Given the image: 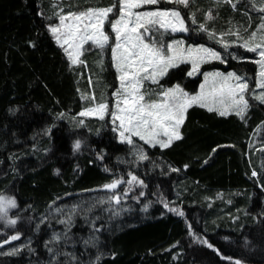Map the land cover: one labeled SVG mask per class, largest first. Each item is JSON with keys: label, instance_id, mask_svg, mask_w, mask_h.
I'll use <instances>...</instances> for the list:
<instances>
[{"label": "trees", "instance_id": "trees-1", "mask_svg": "<svg viewBox=\"0 0 264 264\" xmlns=\"http://www.w3.org/2000/svg\"><path fill=\"white\" fill-rule=\"evenodd\" d=\"M112 3L0 0V193L17 202L9 211L17 223L0 221V241L20 236L0 247V264H70L71 256L77 264H234L235 259L264 264V151L253 146L259 129L258 140L264 141V103L248 93L243 120L192 106L180 128L182 139L170 147L136 140L148 157L136 165L131 148L117 142L107 120L78 117L91 105L82 95L94 92L99 101L115 87L110 50L102 58L92 48L81 55L82 64L72 66L49 26L59 22L55 13L61 9L67 13ZM232 3L235 8L216 0H190L188 7L159 4L163 9L177 7L188 29L169 39L205 45L223 58L203 65L194 78L187 75L189 65L181 64L169 70L160 86L179 84L194 93L201 74L209 70L235 72L250 89L255 86L253 53L226 33L239 28L247 36L261 20L244 0ZM209 11L213 18L206 20ZM218 40L230 46L224 48ZM232 51L239 58H232ZM77 140L79 150L74 149ZM129 173L143 185L133 183L128 191L125 204L135 213L120 220L118 231L103 219L92 225L78 217L56 245L49 244L52 232L61 229L46 220L50 209L99 191L114 179L127 181ZM128 188L123 183L116 190L124 193ZM147 203L151 206L142 214ZM10 247L19 250L1 253Z\"/></svg>", "mask_w": 264, "mask_h": 264}, {"label": "snow or ice", "instance_id": "snow-or-ice-1", "mask_svg": "<svg viewBox=\"0 0 264 264\" xmlns=\"http://www.w3.org/2000/svg\"><path fill=\"white\" fill-rule=\"evenodd\" d=\"M167 3L188 7L190 0H166ZM229 3L235 8L232 0H216V3ZM161 0H113L106 7H89L82 11L63 12L61 9L55 15L58 23L49 26V31L57 44L64 49L71 64L83 63L80 56L85 50V45L91 44L101 50L110 47L113 67L117 73L118 86L112 93V105L102 95L97 101L95 93L84 94L81 98L88 101L91 106L83 109L79 116H96L105 119L111 117L114 126L122 142L133 144V138H139L145 144L161 149L168 148L176 140L182 139L180 128L182 127L187 110L193 105L206 108L209 112H217L220 116L235 114L242 120L249 108L247 94L251 92L252 98L264 103V0H251L255 10L260 12L261 22L256 29L247 36L241 34L237 28L229 29L226 35L236 37L241 41L240 47L246 51L256 53L258 59L252 61L258 65V73L255 82L257 94L250 89L247 80L235 72L226 75L219 71L204 72V82L200 84V91L189 94L179 84L164 88L160 86V80L166 76L170 69L179 67L182 63H190L191 70L188 76L200 73V66L211 60L223 62L221 54L204 46L185 47L183 40H174L165 44L162 37L167 32H186L188 29L185 19L177 7L170 9L154 8L144 10L145 6H155ZM57 7H59L57 5ZM212 13L205 14V19H212ZM191 19L195 23V13ZM110 28L111 35L105 30ZM201 30L207 31L205 24L200 25ZM247 32V29H244ZM155 33H160L157 37ZM214 36L215 33H210ZM225 34H221L223 37ZM218 43L222 41L218 40ZM235 43V41H233ZM222 46H230L223 42ZM88 83L93 85L89 78ZM145 83L159 86V90L145 88ZM118 122V123H117ZM81 125L84 120H80ZM81 143L77 140L74 149L79 150ZM264 151V148L259 149ZM215 151V150H214ZM140 160L148 157L138 150ZM107 170V169H106ZM176 171V169H173ZM127 181L122 178L112 180L103 187L113 193L111 199L117 204L121 196L115 190L123 183L129 186L123 193L126 197L133 183L143 185V181L132 173L128 174ZM252 176H257L253 171ZM143 195V193H141ZM17 207L14 198L0 193V221L8 225H15L16 219L9 218L10 209ZM165 207H168L165 203ZM183 216L179 209H169ZM63 222V221H62ZM20 239L19 235H12L0 241V247ZM209 248L213 245L206 240L201 241ZM219 252V250L214 249ZM18 251L14 249L7 255H14ZM234 264H242L240 259H235Z\"/></svg>", "mask_w": 264, "mask_h": 264}, {"label": "rangeland", "instance_id": "rangeland-1", "mask_svg": "<svg viewBox=\"0 0 264 264\" xmlns=\"http://www.w3.org/2000/svg\"><path fill=\"white\" fill-rule=\"evenodd\" d=\"M244 1L248 4V7L250 9H253L254 12L259 13V17H261V13L253 8L251 0H244ZM161 2H166V0H161ZM257 5H259V0H257ZM154 8L163 9L158 4V5H155V6H145V8H143L141 10L142 11H144V10H153ZM105 30L108 31L109 34L111 35L110 28H108L107 25H106ZM182 34H186V32L172 33V32L169 31V32H167V33H165L163 35L162 40H163V42L165 44H167V43H169L171 41H174V40H183L184 44H185V47H189V46H191V47H199V46L207 47V46L202 45V44L186 43L185 39H183V38L169 39L170 36L182 35ZM155 35L157 37H160V33H155ZM87 46H90V47H87ZM84 47H85V50L83 52L89 51L92 48H97V47L92 46L91 44H87ZM107 48H109V50H110V47H106L103 50L97 48L99 50L100 55H101L102 58H103V56H105V50ZM207 48H209V47H207ZM240 48L244 49L243 47H240ZM109 52H110V59H111V50ZM253 56H254V60L259 58L256 53H253ZM231 57L237 59V58H239V55H237V53L235 51H232L231 52ZM80 60H81V56H80ZM213 61H215V60H211L210 62H213ZM111 63H112V67H113L112 59H111ZM207 63H209V62H207ZM182 64H188L189 65V71L191 70V64L190 63H182ZM205 64L206 63H203L200 66V69ZM71 65L72 66H78L79 63H77L75 65H73V64H71ZM256 67H257V73H258V65H256ZM113 69H114L115 75H116L115 87L112 90V92L109 94V96H106V98H105L107 100V102L109 103L110 108H111V105H112V93L116 89V87L118 86L117 73H116V70H115L114 67H113ZM213 71H219V72L224 73L225 75L228 73V72H223V71H220V70H209V71H205V72H213ZM229 72H232V71H229ZM197 75L198 74H195V75L191 76V78H194ZM256 78H257V74H256ZM203 82H204V77L201 74V83H203ZM255 82H256V79H255ZM200 84H199V86H200ZM173 86H175V85H173ZM173 86H171V87H173ZM199 86H198L197 90L194 93H189V92L188 93L192 94V95L197 94L200 91V87ZM145 88H148L150 90H155V91L159 90V87H156L155 84H150V83H145ZM252 90H254L257 94L259 93V91H261L260 89H256V86H254L252 88ZM250 96L252 97L251 92H250ZM256 101L260 102L259 100H256ZM193 106H197V105H193ZM204 109H206V108H204ZM78 117L79 118H95V119H99L96 116L81 117V116H79V114H78ZM99 120H101V119H99ZM103 120H107V122L110 125L112 131L116 135L117 142L118 143H125L131 148L130 156L133 159H134V156H135V160L133 161L134 165H136V163H138V162H141L142 160L139 159L137 153H138V150H140V151H142V150L136 143V140H139V138L134 137L133 138V140H134L133 144H128L127 142H122L120 137H119L118 132L113 130L114 126H113V124L111 122V117L106 115L105 119H103ZM259 133H260V129L257 130V132L253 136V146L261 149V148H264V141L258 140ZM141 142H143V141H141ZM115 192H116V194L121 196L120 203H118V204L114 200L111 199V197L113 195V193L111 191L106 190L104 188H101V189H99V191H93L91 193L84 194V195L75 197L73 199L64 201V202H62L59 205H55L52 209H50V211H49V213H48V215L46 217V220L49 223H53V224L61 227V229L55 230L54 232H52L51 240H50L49 244L51 246L56 245L60 241L63 232H65L67 229H69L74 224L75 219L78 218V217L83 219L85 221V223L86 222H91L92 225H94L99 219H103L108 224V228L112 227L114 229V231H118L121 228V225L119 224L120 220H122L125 217H129L130 215H133L135 213V211H134V209H132V207H129L127 204H125L126 197L123 195L122 191L115 190ZM150 206H151L150 203L145 204L141 208L140 212H142V214H145L149 210ZM14 249L19 250V247H10V248L5 249L1 253L6 254L8 252H12ZM52 261H53V259H52ZM70 264H77V259L74 256L70 257Z\"/></svg>", "mask_w": 264, "mask_h": 264}]
</instances>
